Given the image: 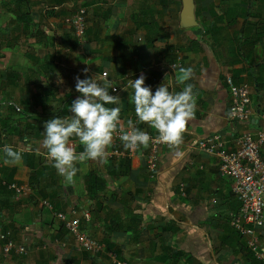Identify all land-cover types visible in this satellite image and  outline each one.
Masks as SVG:
<instances>
[{
	"label": "crops",
	"instance_id": "crops-1",
	"mask_svg": "<svg viewBox=\"0 0 264 264\" xmlns=\"http://www.w3.org/2000/svg\"><path fill=\"white\" fill-rule=\"evenodd\" d=\"M194 5L196 24L183 27L182 0L22 1L19 72L0 66V148L22 154L12 163L0 153V230L27 252L0 264H114L106 252L76 247L59 212L80 217L82 228L132 264H264L230 223L240 207L232 180L221 176L216 156L192 147L215 132L236 147L238 136L264 128V0ZM78 8L86 9L82 39L66 22ZM178 60L192 67L190 80L171 69ZM96 75L115 88L109 92L119 96L126 130L136 115L132 90L123 87L140 75L153 90L166 77L170 90L192 84L196 112L179 147L161 146L156 169L146 163L150 144L125 148L117 130L105 155L78 163L66 183L43 146L44 122L70 119L69 105L81 95L76 78ZM228 75L250 86L249 120L227 114ZM136 126L158 136L146 122ZM70 142L84 150L75 136ZM257 237L264 247V229Z\"/></svg>",
	"mask_w": 264,
	"mask_h": 264
},
{
	"label": "clouds",
	"instance_id": "clouds-1",
	"mask_svg": "<svg viewBox=\"0 0 264 264\" xmlns=\"http://www.w3.org/2000/svg\"><path fill=\"white\" fill-rule=\"evenodd\" d=\"M85 71H87L85 69ZM181 82L190 80L192 67L180 68ZM146 77L140 75L128 79L123 87L129 92V103L134 105L136 122L129 119L127 130L120 124L122 106L119 96L110 94L115 91L109 80L103 77L76 78L75 89L81 95L69 105L71 118L54 116L44 122L43 146L47 155L53 160V167L66 183L73 182L78 171L76 165L88 159L105 155L106 147L111 144L113 134L119 130V139L125 148L142 145L147 147L150 135L136 125L146 122L154 128L159 139L169 145L182 142L186 125L194 117L197 101L190 83L184 84L182 90H170L172 81L167 77L155 90L145 84ZM108 105H113L109 107ZM75 136L84 150L74 151L71 138ZM0 153L9 162L21 160L22 154L10 145L0 148Z\"/></svg>",
	"mask_w": 264,
	"mask_h": 264
},
{
	"label": "built area",
	"instance_id": "built-area-1",
	"mask_svg": "<svg viewBox=\"0 0 264 264\" xmlns=\"http://www.w3.org/2000/svg\"><path fill=\"white\" fill-rule=\"evenodd\" d=\"M66 22L72 26L75 37L82 39L86 32V9L78 8L66 18ZM181 66L180 60L170 64L171 69ZM225 81L229 91V118L236 121L249 120L252 116L250 86L247 83H236L231 75H228ZM235 143L236 147L228 146L223 133L215 132L197 139L192 147L219 159L220 174L232 180L233 192L240 202L238 211L231 215L230 223L244 237L255 257L264 262V247L257 237V228L264 229V128L256 134L244 132L235 139ZM149 144L150 151L146 156V163L147 167L153 170L159 164L161 146L167 143L162 142L158 136L150 135ZM179 145L169 146L177 148ZM10 187L17 192L22 190L15 183ZM84 216L89 217V214ZM57 217L64 222L76 247L95 254L106 252L114 264H132L115 251L107 250L101 240L95 238L86 228H82L80 217H68L62 212L57 213ZM0 240L3 242L5 255L27 252L24 245L11 239L10 232L0 233Z\"/></svg>",
	"mask_w": 264,
	"mask_h": 264
},
{
	"label": "rangeland",
	"instance_id": "rangeland-1",
	"mask_svg": "<svg viewBox=\"0 0 264 264\" xmlns=\"http://www.w3.org/2000/svg\"><path fill=\"white\" fill-rule=\"evenodd\" d=\"M20 32H21V23L19 20V6L16 5V1L0 0V41L5 39L14 41V46L12 48L8 46L3 50L4 56L0 58V66L3 67L4 69L8 66L7 69L12 71H17V73L19 72ZM0 232L2 233L6 231L3 228L0 230ZM10 237L13 241H17L13 232L10 233ZM0 243H1L0 257H2V259H6L7 257L13 256L12 258L19 261V253L13 252L10 255H5L2 247L3 242L1 240Z\"/></svg>",
	"mask_w": 264,
	"mask_h": 264
},
{
	"label": "water",
	"instance_id": "water-1",
	"mask_svg": "<svg viewBox=\"0 0 264 264\" xmlns=\"http://www.w3.org/2000/svg\"><path fill=\"white\" fill-rule=\"evenodd\" d=\"M183 1V11H182V26L191 27L196 24L195 14H194V0H182Z\"/></svg>",
	"mask_w": 264,
	"mask_h": 264
},
{
	"label": "trees",
	"instance_id": "trees-1",
	"mask_svg": "<svg viewBox=\"0 0 264 264\" xmlns=\"http://www.w3.org/2000/svg\"><path fill=\"white\" fill-rule=\"evenodd\" d=\"M16 1V5H18L19 7L22 5V1L23 0H15ZM13 47L14 46V41H12V40H3V41H1V48H3V47ZM1 48H0V50H1ZM239 233V232H238Z\"/></svg>",
	"mask_w": 264,
	"mask_h": 264
}]
</instances>
